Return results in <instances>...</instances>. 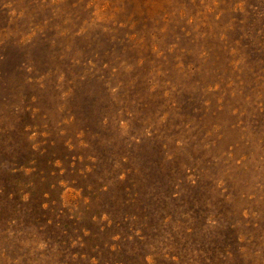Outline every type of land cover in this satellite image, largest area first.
<instances>
[{
    "label": "rangeland",
    "instance_id": "374dc122",
    "mask_svg": "<svg viewBox=\"0 0 264 264\" xmlns=\"http://www.w3.org/2000/svg\"><path fill=\"white\" fill-rule=\"evenodd\" d=\"M0 264H264V0H0Z\"/></svg>",
    "mask_w": 264,
    "mask_h": 264
}]
</instances>
